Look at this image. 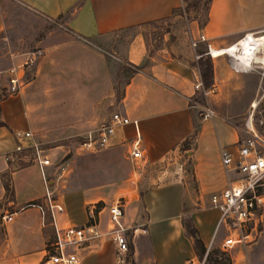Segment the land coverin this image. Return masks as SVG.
Segmentation results:
<instances>
[{
  "label": "crops",
  "instance_id": "1",
  "mask_svg": "<svg viewBox=\"0 0 264 264\" xmlns=\"http://www.w3.org/2000/svg\"><path fill=\"white\" fill-rule=\"evenodd\" d=\"M12 4L29 10L40 22L47 21L56 26L52 28L46 24L42 27L41 23V27L35 28L39 32L34 47L40 46L42 50L35 73L39 69L42 71L44 65L52 67L57 62H67L70 68L80 70L83 81L96 85L106 82L104 62H121L123 72L126 63L140 66L122 85L118 100L113 104L114 112L136 120L145 168L160 163L167 165L175 157L180 160L184 157L191 165L194 187L182 174L177 179L168 178L166 182H148L141 178L143 169L136 172L130 183L132 187H140L144 217L135 216V201L128 206L127 214L121 216L123 225L135 228L128 231L131 236L127 240L126 253L130 254L134 264L197 262L191 241L181 225V208L189 211L200 240L207 246L216 234L218 216L216 209L209 205L208 196L223 188L231 176L223 171L219 149L231 148L239 132L233 122L218 113L200 120L190 110L187 99L195 93V67L175 58L167 47L146 56L143 39L136 28L143 22L169 16L182 0H0L2 40L10 27L4 7ZM131 29L134 32L131 33ZM198 32L204 34L211 47L230 45L213 50L228 49L246 34L263 35L264 0H209L205 23L200 27L194 19L187 22L185 30L179 32L183 36L178 37V42H187L188 36L194 38ZM98 41L104 43V50L109 51L113 59H104L94 45ZM17 45L15 52H27V44ZM7 49L0 57V62H6L0 66V89L5 86V69L14 62H21L23 54ZM221 66L220 59L212 63V86L218 72L223 71ZM31 88H22L13 96L0 100V119L7 125L0 126V174L8 169L10 160H6V156L13 153V132L35 126L30 123L31 116L36 114L32 112L35 103L27 96ZM260 111L263 125L258 129L264 136V107ZM193 124L196 132L190 139ZM134 139L131 124L116 131L115 143L122 144L126 150ZM184 140L187 142L182 149L180 143ZM49 173L48 166L30 161L9 171L11 194L5 193L0 182V258L10 260L4 264H45L47 254L55 247L59 228L68 225L85 228L89 233L79 248H66L74 251L78 259L76 264H118L125 253L118 254L106 234L108 207L103 191L89 188L78 197L68 195L64 200L66 213L63 207L61 211L49 210L44 197L51 186ZM160 175L164 178L169 172L164 170ZM191 194L196 196L198 205L187 209L184 203ZM97 201L103 205L95 207L92 202ZM8 211L12 213L11 220L4 221L3 213ZM133 220L135 224H131ZM260 227L256 241L241 250L236 246L228 252L230 264H264V218ZM124 234L127 238L126 231Z\"/></svg>",
  "mask_w": 264,
  "mask_h": 264
},
{
  "label": "rangeland",
  "instance_id": "2",
  "mask_svg": "<svg viewBox=\"0 0 264 264\" xmlns=\"http://www.w3.org/2000/svg\"><path fill=\"white\" fill-rule=\"evenodd\" d=\"M206 2V0H182L180 7L182 9L184 7L187 17L200 19L206 11ZM4 12L10 19V27L4 32V39H0V57L8 50V47L12 53L23 54H21V62H14L15 64L12 63L9 68L5 69L7 77L5 78V86L0 89V95L6 98L8 95L13 96L18 93L22 88L33 87L28 90L27 96L30 97V101L35 103L32 105V112L35 111L36 114L31 116L30 122L35 126L27 130L32 133L38 148L44 150L43 154H46L49 159V164L45 165L50 170L51 186L49 191L52 192L54 199L59 200V203L64 208L63 212L66 213L67 211L64 200L68 195L78 197L83 191L89 188H96L103 191L106 207L118 201L122 205V215H125L127 214L128 206L132 201H135L137 204L135 216H138L139 219L144 217L140 203V187H132L130 183V180L135 178V173L141 172L142 169L141 178L148 182H166L168 178L177 179L179 174H182L186 182L191 187H194L191 165L184 157H181V160L175 157L167 165L160 163L150 168H145L142 160H129L126 154V147L122 144L119 145L117 143L95 152L78 150L76 147L78 141L97 124L107 120L109 114L115 110L113 104L118 100L120 89L127 78L122 70L121 62H104L106 65V76L104 78L106 82L104 84L97 83L94 85L93 83L85 82V80L83 81L80 70L70 68L71 66L67 62H57L52 67L44 65L42 71L39 69L38 73H35V65L38 62H34L30 68L23 67L21 64L25 58V53L15 52L18 50L16 49L18 47L17 44H27V52L36 48L40 49V46L34 47V41L38 37L39 32L35 28L41 27V23L42 27L47 26L46 24H48L47 27L56 28V26L49 24V22L47 23V21L45 23L40 22L29 10L18 4L5 6ZM183 14L182 17L184 18ZM171 22L173 21L171 20ZM187 22L184 27L180 26L181 24L176 25L178 31H175L173 39L168 41V35H164L160 39L151 40V47L154 48L152 52L161 47H167L175 58L188 64H191V60H196L194 58L195 50L203 52L204 45L200 43L198 47L192 50L189 43H187L188 41L178 42V39L183 36L179 32L186 28ZM150 29L153 30V28ZM136 30L139 31L141 29L139 27ZM130 32H134V29H131ZM94 45L105 60L113 59L110 56V52L104 50L103 42H94ZM226 47H214V49ZM203 56L204 58L209 57L208 55ZM209 58L211 64L214 60L220 59L223 71L218 72L216 83L213 86L214 89L206 95H198L196 99H199L198 101L201 104L212 108L215 113L230 120L236 126H240L251 112V104L256 102L253 111V120L256 122L259 115L258 112L264 107V68L247 70L246 67L227 55ZM231 61H234L242 69L233 68ZM4 64L0 62V66ZM10 68H14L11 76H20L21 78V85L14 94H9L7 87L10 77L8 70ZM190 110L198 117V108H191ZM14 158L12 153L10 161ZM31 161L37 163L34 158ZM164 170L168 171L169 175L162 178L160 174ZM195 198L196 196L191 194L186 203H184V207L186 206L187 209L196 208L198 201ZM92 204L95 207L103 205L100 201L92 202ZM186 212L189 213L188 210ZM7 213L10 212L8 211ZM7 213H3V215ZM131 224H135V220ZM128 231L131 232V229L126 230L127 240L131 236ZM224 236L225 232L221 228L217 229L209 249L216 250L211 256L218 263L203 260H198V263L230 264L228 252H231L236 246L238 247L237 250H241L245 245H248L236 244L228 252H225L219 248ZM1 241L2 231L0 229V243ZM6 261L0 258V264L7 263Z\"/></svg>",
  "mask_w": 264,
  "mask_h": 264
},
{
  "label": "built area",
  "instance_id": "3",
  "mask_svg": "<svg viewBox=\"0 0 264 264\" xmlns=\"http://www.w3.org/2000/svg\"><path fill=\"white\" fill-rule=\"evenodd\" d=\"M252 34V33H250ZM188 43L193 50L200 43L204 45V51L201 55L211 56V45L207 42L204 34L198 32L193 38L188 36ZM42 55L41 49H34L25 53L22 66L30 68ZM200 54L195 53L197 59ZM127 67L133 66L129 63ZM250 70V69H247ZM14 68H10L8 73V92L14 94L21 85L20 76H11ZM194 95L188 97L187 104L189 108H198V118L200 120L215 116L212 108L204 106L196 99V94L206 95L214 87L204 88L202 86L200 75L197 71L194 77ZM243 120L240 126H236L239 132L238 139L229 147L219 149L220 162L223 171L231 176L226 179V184L219 191L213 192L208 196L209 205L216 209L218 216L215 225V231L221 228L225 236L220 242L219 248L228 252L236 244H250L255 241L260 231V225L264 218V136L258 129L263 125L261 111L258 112L256 122L253 120L254 107ZM126 124L133 126L135 139L130 142L126 154L129 160L136 161L142 159V153L138 144V132L136 120H130L125 115L118 112L109 114L107 120L97 124L89 130L84 137L78 141L76 147L83 152H95L101 149L115 145L116 131ZM15 145L13 152H19L23 149L33 151V158L40 166L49 164V159L44 150L38 148L37 142L33 139L32 133L25 130H15L13 132ZM11 155L6 156V160L11 159ZM62 171V169H60ZM60 171V173H61ZM45 202L49 210L55 209L61 211L62 206L52 197V192H45ZM122 205L116 201L107 208V230L106 234L114 243L116 252L124 254L128 251L127 238L125 231L135 230L133 226H125L121 222ZM12 213L3 216L4 221L11 220ZM89 233L85 228L68 225L59 228L55 247L47 255L45 264H76L78 262L74 251H67V247L79 248L88 238ZM215 233L212 235L209 243L205 246L210 249ZM188 264H192L189 262ZM194 264H201L195 262Z\"/></svg>",
  "mask_w": 264,
  "mask_h": 264
},
{
  "label": "trees",
  "instance_id": "4",
  "mask_svg": "<svg viewBox=\"0 0 264 264\" xmlns=\"http://www.w3.org/2000/svg\"><path fill=\"white\" fill-rule=\"evenodd\" d=\"M186 1V0H184ZM207 6L206 11L204 15L200 19L196 18H189L187 15H185L184 7L183 9L179 6L174 9H172L171 14L164 18H159L155 20H150L143 22L138 25V28L140 27L141 30H139V33L143 39L145 50H146V56H149L152 52L151 47V40L160 39L164 35H168V41L173 39L175 30L177 29L176 25L185 26L186 22L189 20H196L198 25L201 27L206 20V12L208 8V2L209 0H206ZM187 10V8H186ZM184 12V14H183ZM182 14L184 18L182 17ZM171 20L173 22H171ZM149 27V28H147ZM143 28V29H142ZM150 28H153L151 30ZM185 30V28H184ZM154 45V44H153ZM200 44H198L196 47H198ZM197 54H200V56L196 60H191L190 66H193L198 71L202 86L204 88H208L212 84V64L209 57H205L201 55V50H195ZM147 63V60L144 61V65ZM132 68H129L125 66L124 72L126 73V76L129 77L132 73L136 72L140 66L132 65ZM199 94H196L197 97ZM4 99L3 96L0 95V100ZM199 100V99H198ZM0 126L7 127V125L0 119ZM196 132L195 124H193V130L190 133V139L193 138ZM187 142V140H184L180 143V146L182 149H185L184 144ZM13 156L15 157L12 161H8V169L0 174V182L2 183V186L4 187V191L6 194H11V188H10V181H9V171H12L17 168H21L27 164L30 163L31 159L33 158V151L30 149H23L19 152H13ZM181 225L184 230L185 236L191 241L192 249L194 251V254L196 258L200 261H207L216 263L217 260L213 259L214 257L211 256L216 252V250H206L204 244L200 240L198 236V232L194 225L192 224L190 215L186 212V210L182 207L181 208V215H180ZM213 257V258H212ZM218 263V262H217ZM118 264H134L133 260L131 259L130 254L125 253L123 257L121 258V261Z\"/></svg>",
  "mask_w": 264,
  "mask_h": 264
},
{
  "label": "bare ground",
  "instance_id": "5",
  "mask_svg": "<svg viewBox=\"0 0 264 264\" xmlns=\"http://www.w3.org/2000/svg\"><path fill=\"white\" fill-rule=\"evenodd\" d=\"M257 35L253 36V34H246L235 43L236 45L225 50H213L214 47H211V56L218 57L221 55H227L246 65L247 69H262L264 68V34ZM231 62L233 68L242 69L240 66H237L234 61ZM255 106L256 102H253L251 107Z\"/></svg>",
  "mask_w": 264,
  "mask_h": 264
}]
</instances>
